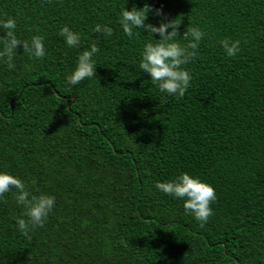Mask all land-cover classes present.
<instances>
[{"label": "trees", "instance_id": "16d2710c", "mask_svg": "<svg viewBox=\"0 0 264 264\" xmlns=\"http://www.w3.org/2000/svg\"><path fill=\"white\" fill-rule=\"evenodd\" d=\"M144 2L0 0V19L14 17L21 39L43 35L47 52L18 46L14 69L0 60V171L56 198L29 239L16 189L0 197V264H264V0H147L166 16L146 22L177 16L181 35L206 33L182 98L139 68L150 35L129 38L119 23ZM62 26L80 33L78 47ZM226 37L240 41L234 57ZM93 42L96 77L69 85ZM182 172L215 189L203 226L155 187Z\"/></svg>", "mask_w": 264, "mask_h": 264}, {"label": "clouds", "instance_id": "9594fccd", "mask_svg": "<svg viewBox=\"0 0 264 264\" xmlns=\"http://www.w3.org/2000/svg\"><path fill=\"white\" fill-rule=\"evenodd\" d=\"M164 17L166 14L160 8H153L145 0L142 7L135 5L130 9L121 10L119 23L123 32L132 38L135 29L146 31L150 39L144 44L140 53L139 68L150 77L161 93L182 98L193 79L190 71L185 67L198 55V49L206 33L199 26H192L179 32L181 19H161L158 26L149 22V14ZM17 22L14 17L0 19V60H3L9 69H14L13 60L17 47L22 46L23 52L30 58L42 59L47 56L43 35H33L30 39H21L16 35ZM95 32L111 36L113 29L107 25L97 24ZM69 47L80 45V33L62 26L59 33ZM153 34L159 38L154 39ZM186 41V43H182ZM229 57L236 56L241 51L239 40L229 37L219 42ZM99 52L97 43L93 42L89 48L83 50L77 58L76 65L66 76L69 85H77L82 81L96 77V60L93 58ZM155 187L161 192L183 200L186 213H190L200 222L201 226L213 215L211 204L217 199L214 187L195 175L186 172L180 173L172 180L157 181ZM14 193L18 206L24 209L21 217H17L16 224L19 231L27 238L29 232L37 227H43L49 213L53 210L56 198L47 193L33 194L22 179L8 172L0 171V197L10 190ZM26 217V218H25ZM127 243V241H122Z\"/></svg>", "mask_w": 264, "mask_h": 264}]
</instances>
